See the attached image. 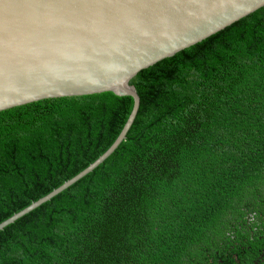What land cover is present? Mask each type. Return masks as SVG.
<instances>
[{"label":"trees","instance_id":"obj_1","mask_svg":"<svg viewBox=\"0 0 264 264\" xmlns=\"http://www.w3.org/2000/svg\"><path fill=\"white\" fill-rule=\"evenodd\" d=\"M140 79L127 157L0 243V264H264V6ZM125 115L109 92L1 110L0 222L92 163Z\"/></svg>","mask_w":264,"mask_h":264},{"label":"water","instance_id":"obj_2","mask_svg":"<svg viewBox=\"0 0 264 264\" xmlns=\"http://www.w3.org/2000/svg\"><path fill=\"white\" fill-rule=\"evenodd\" d=\"M264 0H0V111L109 92L126 115L92 163L0 222V243L94 187L128 155L149 99L140 75Z\"/></svg>","mask_w":264,"mask_h":264},{"label":"flooded vegetation","instance_id":"obj_3","mask_svg":"<svg viewBox=\"0 0 264 264\" xmlns=\"http://www.w3.org/2000/svg\"><path fill=\"white\" fill-rule=\"evenodd\" d=\"M248 213H250L249 215V218H248V221H247V223H248V225L246 226V228H251L252 227V225L255 223V222H257L258 221V216L260 215V213L257 211V210H254V211H250V212H248ZM260 231H261V229H257V228H255V229H253V233H260ZM237 244H238V242H236ZM264 251L260 254V256H259V258L260 259H263L264 258ZM236 261V264H240V261H239V259H236L235 260ZM258 261H254V263L256 264Z\"/></svg>","mask_w":264,"mask_h":264}]
</instances>
